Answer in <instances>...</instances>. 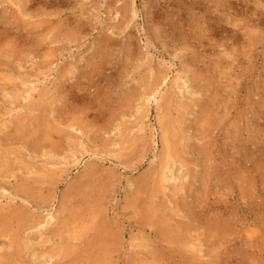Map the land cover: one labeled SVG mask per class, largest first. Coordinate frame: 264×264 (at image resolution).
Here are the masks:
<instances>
[{"label": "rangeland", "instance_id": "obj_1", "mask_svg": "<svg viewBox=\"0 0 264 264\" xmlns=\"http://www.w3.org/2000/svg\"><path fill=\"white\" fill-rule=\"evenodd\" d=\"M225 1L0 0V31L32 44L11 65L0 51V264H264V38L238 53L243 90L217 81L231 109L214 130L215 179L202 190L206 98L188 70L214 74L219 27H231ZM257 14L262 32L264 8ZM187 40L203 56L189 54L188 67L175 58ZM175 231L182 245L169 243Z\"/></svg>", "mask_w": 264, "mask_h": 264}, {"label": "bare ground", "instance_id": "obj_2", "mask_svg": "<svg viewBox=\"0 0 264 264\" xmlns=\"http://www.w3.org/2000/svg\"><path fill=\"white\" fill-rule=\"evenodd\" d=\"M66 1V0H65ZM223 1V0H222ZM250 1V0H248ZM70 3V2H69ZM221 3V2H219ZM218 3V5H219ZM226 3V7L225 10L227 11V15L230 17V19H227L225 21V24L231 26L230 28L228 27H222L221 26V21L220 20H217V21H214L213 23H215L216 25H220L222 28V38H224V43H221V44H218V49L220 48L221 50H216L215 46L212 48L215 52H216V61L214 63V65H212V71H213V75L209 78H206L204 76V71L203 70H200L199 67L196 68L193 64L191 65V69L193 70H188L189 72L192 73V89L194 90V94L196 93H201V95L205 96V101L203 103V109H202V113H203V120H198V127H197V131H200V135H201V139H202V148L199 149L200 151V154L203 155V157H205V160L203 161L204 163V166L206 167L205 168V174H204V181H203V184H205L203 186V189L204 191H206V188L209 186L208 183L209 182H212L214 179H215V175H214V172H215V169H216V164H215V161L216 159L218 158V155L220 153V146H219V142H218V137H220V134H218L216 136V134L214 133V130L216 129V127H218L222 122H224L225 120H227V116L230 112V109H231V106L230 105V99H227L226 97L223 96L222 94V89H220V87L218 86L219 83L222 84V82L225 84L226 87H229L230 89H233L234 88V91H236L238 88V91H241L243 90V85L242 84H237L236 81L239 80V76H235V72L236 71H240V73L242 72V66H243V62L238 55L240 49L242 48H247V47H250L249 48V51L250 52H254V47L256 45V43L260 40V38H264L262 37L261 35H264V29L262 32H259L258 31V14H257V9L258 7L260 9L264 8V4L263 2H261V0H251L250 3L254 4L255 7L253 6H250V5H246V6H243L242 4L240 3H237L236 1H233V0H227L225 1ZM78 4V3H77ZM72 5V4H71ZM223 5V4H222ZM256 6H258L256 8ZM126 8V7H125ZM73 9V8H72ZM210 9V8H209ZM29 10V9H28ZM216 11L218 9H215ZM5 11V9H4ZM83 11V10H82ZM214 11V10H211V12ZM26 12V10H25ZM55 13V12H54ZM14 17V16H13ZM30 17V16H29ZM63 17V16H61ZM70 17V16H69ZM76 17V16H75ZM85 17V16H84ZM87 17V16H86ZM256 17V18H255ZM79 19V18H78ZM81 19V18H80ZM88 20V19H87ZM212 20V19H211ZM15 21V20H14ZM43 21V20H42ZM224 21V20H223ZM4 21L0 19V23H3ZM211 22V21H210ZM5 23V22H4ZM48 23V22H47ZM63 23V22H62ZM224 23V22H223ZM224 24V25H225ZM65 25V24H64ZM72 25V24H70ZM85 25V24H84ZM86 26V25H85ZM226 26V25H225ZM45 28V27H44ZM39 29V28H38ZM230 29V30H229ZM10 30H14L12 28H7L2 31H0V44L2 43L3 47L1 48L0 51L3 50V53L6 54L4 55V57H6L7 61H4L5 64H9L11 65L13 63L12 58L14 59H20V56H21V53H24V52H28L27 54L29 55L30 52H32V44H30V42H25V40H15L13 39V34L12 32H10ZM15 30L17 31L18 28L15 27ZM68 30V29H67ZM73 30V29H72ZM75 30V29H74ZM214 30V28H213ZM220 30V31H221ZM58 31V30H57ZM14 32V31H13ZM45 33V32H44ZM82 34V33H81ZM221 34V33H220ZM21 35V33H20ZM54 35V34H53ZM56 35V33H55ZM23 36V35H21ZM58 36V35H57ZM63 36V35H62ZM261 36V37H260ZM49 37V36H48ZM66 38V37H65ZM193 38V37H190V39ZM37 39V38H36ZM188 39V38H187ZM53 40V39H52ZM57 40V38H56ZM177 40V39H176ZM223 40V39H222ZM42 41V40H41ZM187 40V42H183L181 43V48H179V52L177 54H175V58L178 59L180 61V63H184V65L186 67H188L189 64V60L186 61V58L189 56V54H192L193 55V58H199V55L201 58H203V56L201 55L200 52H198L197 54V51L195 52V44L196 43H193L191 41ZM199 41V40H198ZM175 42V41H174ZM44 44V42H43ZM175 44V43H174ZM177 44V43H176ZM201 44V43H200ZM226 44V45H225ZM0 45V47L2 46ZM46 46V45H45ZM242 46V48H241ZM180 47V46H179ZM202 48H204V46H200ZM99 48V47H98ZM174 48V47H173ZM176 49V48H175ZM174 49V50H175ZM42 50V49H41ZM99 50V49H98ZM247 54V56H251L252 53ZM17 53V54H15ZM45 53V51H44ZM48 53V52H47ZM52 54V53H51ZM23 55V54H22ZM25 56H28L24 53ZM23 55V56H24ZM95 57V56H94ZM189 58V57H188ZM2 59V57H1ZM5 59V58H4ZM27 60V59H26ZM46 60V59H45ZM19 61V60H18ZM23 61V60H22ZM195 62H198L197 60H195ZM200 62V61H199ZM19 63V62H18ZM22 64V63H21ZM95 64V63H94ZM42 65V64H41ZM14 66V65H13ZM90 66V65H89ZM107 66V65H106ZM205 66V65H204ZM18 67V66H17ZM99 67V66H98ZM140 67V65H139ZM14 68V67H12ZM89 68V67H88ZM87 68V69H88ZM190 68H187V69H190ZM15 69V68H14ZM73 69V67H72ZM71 69V71H72ZM114 69V68H113ZM207 69V68H206ZM13 71V70H12ZM70 71V72H71ZM89 71H91L89 69ZM208 71V70H207ZM10 72V71H9ZM187 72V71H186ZM92 73V72H91ZM81 74V73H80ZM88 74H90L88 72ZM113 74V73H112ZM110 73V75H112ZM160 74V73H159ZM92 75V74H90ZM97 75V74H95ZM109 75V76H110ZM114 75V74H113ZM112 75V76H113ZM161 75V74H160ZM237 75V74H236ZM84 76V74H83ZM88 76V75H87ZM110 76V77H112ZM11 77V76H10ZM61 77V76H60ZM69 77V76H68ZM72 77V76H71ZM70 77V78H71ZM80 77V76H79ZM98 77V76H97ZM65 78V77H64ZM211 78V80H209ZM79 79V78H78ZM83 79V78H82ZM163 79H160L159 78V75H155L152 83H151V87L149 89V92H148V97H150L153 93H155L159 87L161 86V84L163 83ZM80 80V79H79ZM12 81V80H11ZM98 81V80H97ZM217 81L219 82L217 84ZM202 82V83H201ZM72 83V82H71ZM141 83V82H140ZM216 83V84H215ZM108 85V83H107ZM117 85V84H115ZM62 86V85H61ZM73 86V85H72ZM76 86V85H74ZM144 86V85H143ZM146 86V85H145ZM240 86V87H239ZM67 87V86H66ZM70 87V85H69ZM108 87V86H107ZM147 87V86H146ZM64 88V87H63ZM118 88V87H117ZM76 89V88H74ZM143 89V88H142ZM227 91V89H225ZM78 91V90H77ZM108 91V90H107ZM146 91V90H145ZM230 91V90H229ZM228 91V92H229ZM67 92V91H66ZM85 92V91H84ZM78 93V92H77ZM69 94V93H68ZM74 94V93H73ZM88 94V93H87ZM78 97V96H77ZM260 100L258 102H260V106L262 105V107H264V91L260 94L259 96ZM85 98V97H84ZM155 98V97H154ZM202 99V97H201ZM201 99H198L200 102H201ZM199 102V103H200ZM91 103V102H90ZM89 103V104H90ZM232 104V103H231ZM73 106V105H72ZM75 106V105H74ZM78 107V106H77ZM81 112V111H80ZM73 114V113H72ZM64 115V114H63ZM254 115V112L251 113V118L249 119L250 121H252L250 123V125L252 126V128H254L251 132H253L254 134H256V129H257V124H256V121H257V118L253 116ZM81 116V115H80ZM165 116V115H163ZM162 117V116H161ZM165 118V117H164ZM167 119V118H166ZM16 122V121H15ZM201 122V123H199ZM76 123V122H75ZM232 123V122H230ZM77 124V123H76ZM163 124H165L163 122ZM254 124V125H253ZM24 125V124H23ZM71 126V125H70ZM169 126L168 123L167 125L165 126V131L167 133V131L169 132ZM72 127V126H71ZM164 127V126H163ZM162 127V128H163ZM263 127V126H262ZM52 128V127H51ZM58 128V127H57ZM89 128V127H88ZM53 129L55 130L56 128L53 127ZM73 129V128H72ZM83 129V128H82ZM19 130V129H18ZM30 130V129H29ZM85 130V129H84ZM164 130V129H163ZM262 130V129H261ZM260 130V131H261ZM258 131V130H257ZM20 132V131H19ZM33 132V131H32ZM52 132V131H51ZM36 133V132H35ZM62 133V132H61ZM83 134L85 133V131L82 132ZM95 134V132H93ZM165 133V134H166ZM34 134V133H32ZM164 134V135H165ZM168 134V133H167ZM176 134V132H175ZM237 134V133H236ZM180 135V134H178ZM234 135V134H232ZM231 135V136H232ZM34 136V135H33ZM42 136V134H41ZM169 136V135H168ZM172 136V135H171ZM175 136V135H174ZM49 137V136H48ZM170 137V136H169ZM26 138V136H25ZM161 138V137H160ZM239 138V137H238ZM44 139V138H43ZM49 139V138H48ZM172 139L174 140V138L172 137ZM233 139V137H232ZM250 139V138H249ZM21 140H23L21 138ZM34 140V139H33ZM163 140V144H165L166 142H168V138L166 137L165 135V138L162 139ZM176 140V139H175ZM24 141V140H23ZM34 142V141H33ZM39 142V141H38ZM232 142V141H231ZM250 142V141H249ZM53 143V142H52ZM57 143V142H56ZM252 143V142H251ZM27 145H29L27 142H26ZM40 144V142L38 143ZM54 144V143H53ZM254 144V143H253ZM264 144V143H263ZM46 145V144H45ZM56 145V144H55ZM54 145V146H55ZM168 145V146H167ZM165 146V145H164ZM38 147V146H37ZM237 147V146H236ZM57 148V147H56ZM165 154H169L170 153V145L167 143L166 144V147H165ZM55 149V147H54ZM52 149V150H54ZM251 150V149H250ZM43 152V151H42ZM45 152V151H44ZM43 152V153H44ZM56 152V151H55ZM164 154V155H165ZM212 154L213 157H215L214 159V162H213V157L211 156ZM239 156V155H238ZM235 160V159H234ZM237 161L240 160V157L239 159L237 158L236 159ZM235 161V162H237ZM232 162V161H231ZM165 163H168V162H165ZM165 168V167H164ZM166 168H169V164H166ZM206 169H209L210 171H207ZM249 169V168H248ZM239 170V169H238ZM251 170V169H250ZM249 171V170H248ZM173 172V171H172ZM184 178V176H182ZM165 178V177H164ZM163 178V179H164ZM173 178V177H172ZM202 182V181H201ZM208 182V183H207ZM36 184V183H35ZM202 185V184H201ZM21 186V185H20ZM138 186V185H137ZM205 187V188H204ZM23 188V186H22ZM188 189V188H187ZM39 190V189H38ZM143 190V189H142ZM141 190V191H142ZM181 190V189H180ZM22 191V190H21ZM33 191V190H32ZM34 193V192H33ZM149 194V193H148ZM153 194V193H152ZM190 194V193H189ZM209 194V193H208ZM28 195V194H27ZM35 195V194H33ZM223 196V195H221ZM31 197V196H30ZM34 197V196H33ZM197 197V196H196ZM209 197V196H208ZM35 198V197H34ZM136 198V197H135ZM197 199V198H195ZM201 202L202 203H207V192H202L201 194ZM136 200V199H135ZM198 200V199H197ZM224 200V197L223 199ZM98 202V201H97ZM197 202V201H196ZM212 202V201H211ZM210 202V203H211ZM198 204V203H196ZM195 204V205H196ZM87 206V205H86ZM103 206V205H102ZM197 207L199 205H196ZM101 208V207H100ZM139 208V207H138ZM150 208V207H149ZM187 208V206H186ZM151 209V208H150ZM155 209V208H154ZM85 210V209H84ZM90 210V209H89ZM189 210V209H187ZM200 210V209H199ZM135 211V210H133ZM150 213L152 212H155V210H153V208L148 211ZM192 212V211H191ZM194 212V210H193ZM192 212V213H193ZM205 211H202L200 214H203ZM18 213V212H17ZM134 213V212H133ZM136 213V212H135ZM134 213V215H136ZM140 213V212H139ZM149 213V216H147L148 219H150V216L153 217V215H150ZM197 213V212H196ZM19 214V213H18ZM21 214V213H20ZM51 214V213H50ZM49 214V215H50ZM88 214V213H87ZM90 214V213H89ZM88 214V215H89ZM141 214V213H140ZM206 214V213H205ZM85 215V214H84ZM105 215V214H103ZM193 215V214H191ZM221 215V214H220ZM55 216V215H54ZM53 215H50L49 218H47V222H51L52 220H54L56 217H54ZM95 216V215H94ZM143 216H146V215H143ZM203 216V215H202ZM201 216V218H202ZM99 217V216H98ZM101 217V216H100ZM140 217H142L140 215ZM155 217V216H154ZM89 218V216H88ZM87 218V219H88ZM198 218H200L198 216ZM207 218V217H206ZM59 219V218H58ZM61 219V218H60ZM59 219V220H60ZM144 219V218H143ZM202 219H205V218H202ZM128 220V219H127ZM200 220V219H199ZM213 220V219H212ZM22 221V219H21ZM201 221H204V220H201ZM20 222V221H19ZM57 222V220H56ZM149 222V221H148ZM200 222V221H198ZM205 222V221H204ZM211 222V221H210ZM226 222V221H225ZM136 223V222H134ZM150 223V222H149ZM148 223V224H149ZM153 223V222H152ZM22 224V223H20ZM19 224V225H20ZM35 226H39V222H35ZM204 224V223H203ZM49 225V224H48ZM46 224V226H48ZM100 225V224H99ZM150 225V224H149ZM189 225V224H188ZM210 225V224H209ZM34 226V227H35ZM40 226H41V223H40ZM41 227H44V225H42ZM95 227V226H93ZM163 227V226H162ZM49 228V227H48ZM100 228V227H99ZM98 228V229H99ZM102 228V227H101ZM106 228V227H105ZM103 228V229H105ZM161 228V227H160ZM216 228V227H215ZM39 229V228H38ZM41 229V228H40ZM115 229V228H114ZM139 229V228H138ZM142 229V228H141ZM174 229V228H173ZM179 229V228H178ZM43 230V229H42ZM51 230V229H50ZM119 230V229H118ZM163 230H166V229H163ZM162 230V232H163ZM226 230V229H225ZM113 231V230H112ZM116 231V230H115ZM195 231V230H194ZM205 231V230H204ZM208 231V230H207ZM220 231V230H219ZM21 232V231H20ZM64 232V231H63ZM114 232V231H113ZM66 233V232H64ZM63 233V234H64ZM73 233V232H71ZM93 233V232H92ZM96 234V232H94ZM115 233V232H114ZM21 234V233H20ZM52 234H56L55 232H52ZM77 234V233H76ZM98 234V233H97ZM119 234V233H118ZM193 235V232L191 233ZM209 234V233H207ZM218 234V233H217ZM220 234V233H219ZM22 235V234H21ZM173 235L177 236L175 238L176 240V243L173 242V241H169V243H174L175 245H182L183 244V239L182 237L180 236L181 234L178 235V231L176 232H173ZM188 235V234H187ZM220 236V235H218ZM17 237V236H16ZM79 237V236H78ZM103 237H104V241H107V240H113L112 238V233L108 230H105V232L103 233ZM237 237V236H236ZM21 238V237H20ZM224 238V237H223ZM222 238V239H223ZM228 238V237H227ZM93 239V238H92ZM168 239V238H167ZM239 239V238H238ZM11 241V240H10ZM82 241V240H81ZM85 241V240H84ZM87 241H90V240H87ZM222 241V240H221ZM234 241V240H233ZM236 241V240H235ZM102 243V242H101ZM112 243V242H111ZM110 243V245H111ZM231 243V242H230ZM13 246L14 247H18V248H21V240L18 238H16L15 240H13ZM62 244V243H61ZM99 244V243H97ZM96 244V245H97ZM184 244H186V241L184 242ZM26 245V244H25ZM94 245V244H93ZM199 245V244H197ZM222 245V244H221ZM224 245V243H223ZM262 246V245H261ZM96 247V246H95ZM99 250V249H98ZM181 250V249H180ZM184 250V249H183ZM182 250V251H183ZM189 250V249H188ZM199 250V248H198ZM244 250V249H243ZM90 252V251H89ZM88 252V253H89ZM97 252V251H96ZM100 252V251H99ZM197 252V250H196ZM239 252V250H238ZM111 253V252H110ZM184 253V252H183ZM17 254V253H16ZM21 254V253H20ZM93 254V253H92ZM186 254V253H185ZM13 255V254H12ZM181 255V254H180ZM200 256V255H199ZM215 256V255H214ZM10 257V256H9ZM197 257V256H196ZM79 258V257H78ZM93 258V257H92ZM195 258V257H194ZM206 258V257H205ZM21 259V258H20ZM109 259V258H108ZM181 259V258H179ZM216 259V258H215ZM11 260V259H10ZM86 260V259H85ZM113 260V259H112ZM185 260V259H184ZM195 260V259H194ZM199 260V259H198ZM202 260V259H201ZM1 262V261H0ZM91 262V261H90ZM108 262V261H107ZM113 262V261H111ZM182 262V261H181ZM84 263V262H83ZM210 263V262H209ZM17 264V263H16ZM111 264V263H110Z\"/></svg>", "mask_w": 264, "mask_h": 264}]
</instances>
